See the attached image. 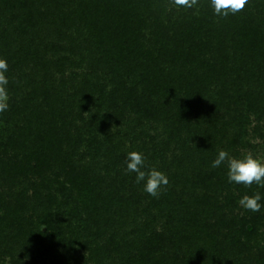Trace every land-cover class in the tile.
I'll return each instance as SVG.
<instances>
[{
	"label": "trees",
	"instance_id": "trees-1",
	"mask_svg": "<svg viewBox=\"0 0 264 264\" xmlns=\"http://www.w3.org/2000/svg\"><path fill=\"white\" fill-rule=\"evenodd\" d=\"M0 58L9 65L11 95L0 115L1 259L71 264L82 249L96 264L113 255V264H264V209L239 204L245 195H264V187L230 184L225 165L211 167L220 150L250 149V138L264 142V0H249L228 17L214 15L210 0L192 9L171 0H0ZM85 64L89 74L107 68L112 75L109 91L89 86L98 122L110 110L119 126L133 117V130L165 127L159 148L142 131L122 135L132 151L152 154L147 168L169 175L158 198L134 173H122V151L109 152L99 172L78 169L74 150L60 153L69 136L58 124L71 118L75 96L62 97L64 70ZM30 69L46 79L60 75L61 86H35ZM89 84L82 83V97ZM80 206L87 217L77 231L71 223ZM158 220L161 229L153 227Z\"/></svg>",
	"mask_w": 264,
	"mask_h": 264
},
{
	"label": "rangeland",
	"instance_id": "rangeland-1",
	"mask_svg": "<svg viewBox=\"0 0 264 264\" xmlns=\"http://www.w3.org/2000/svg\"><path fill=\"white\" fill-rule=\"evenodd\" d=\"M83 68L80 67H70L66 66V70H64V79L67 80V85H65V91L66 93L63 94V99H69V96L71 97L72 95L75 94L74 98L72 97L71 99H69V101H73L74 102L71 106L72 109H70L72 111V116L71 118L67 119L66 122L63 123H59L58 126L64 131V133L69 136L68 137V141L65 143V145H63L61 147V151L60 153L62 155L65 154H70L73 152V150L75 151V155L73 156V161L76 164V166L78 167V169L80 168H89V167H97V172H99L100 170V165L97 163H101L104 164L107 161V157H109V152L115 150V152H124L126 155L127 153L132 151V141L130 140V138H124L122 137L123 134H126L128 132H132L134 135L139 136V134H141V131L145 134V138L147 141L149 138V135H151L153 138H155V143L157 142V144L155 146H157L159 148V143L158 141L162 139L163 137V133H164V129L165 127L163 125H161L160 122H156L153 125L150 124H146V127L150 130H148L147 132L144 130H140L135 129L136 128L134 125H136V119H134L133 117L129 118L128 121V125H123V126H119L120 123L116 122V117L114 118H110L111 115V111L110 110H104L102 111L101 115L103 116L104 121L103 122H98L97 119H95L93 117V114H96L99 107L97 105V103H95L93 100V98H95V94L93 96V91H91L89 89V86H95L96 84L102 85L103 87L106 86V91H109V85L110 84V80L112 78V75H110L109 73V69L107 70V68L104 69V71L102 73H96V74H89L90 72L88 71V65L85 64L83 65ZM33 70V71H32ZM71 72H73L75 74V77L72 78ZM30 74H32V77L36 80L35 82V86H40L43 85L44 89L46 88L48 91L53 92V88H58V86L60 84L59 79L62 78L60 75H57L56 73H54V77H48L47 79L40 73L37 72L35 69H30ZM91 76V78H90ZM86 77V78H85ZM87 80L90 84L87 85V91L88 93H85V95L82 93L83 97L78 93L82 83ZM23 94L28 93L30 91V88H27V86L29 85L27 81L23 80ZM41 87V86H40ZM75 89V93L73 92V90ZM42 91V90H41ZM56 91V89L54 90ZM43 92V91H42ZM41 93H37L38 96L42 95ZM92 92V93H91ZM44 93V92H43ZM87 95V96H86ZM10 94H9V98H10ZM20 96V94H19ZM55 96V95H54ZM106 117V118H104ZM110 118V119H109ZM93 120V124L92 126H90V129H88L86 126V123L90 122ZM68 123V126H66V124ZM64 126V128H63ZM80 133V135L83 137V140L81 142H76V144L73 146V148H70V141H74V140H78L77 138V134ZM120 138V139H119ZM93 139L96 140L95 143H93ZM251 143L253 144V146L250 149H246L244 147L242 148H237V150H234V152H232L233 150L230 149H226L225 151L229 152V154L231 156L234 157L233 153H238L236 158H243L244 156L251 154L253 157L260 159L262 161H264V142L260 139V137H256V138H250ZM156 147V148H157ZM147 149H152V146H148ZM140 152V151H139ZM143 153V152H142ZM144 156L146 157V161L145 163L152 165V154L147 151V153H144ZM154 166L162 168V164L161 163H156L154 164ZM153 168V167H152ZM122 172V171H121ZM124 175L127 174L125 171L122 172ZM166 174V172H165ZM169 179V175L167 176ZM55 185H51L50 188H53V191L51 190L52 194H56L54 193L56 191V186ZM0 192H4L5 193V189L2 188V186L0 185ZM143 193V192H142ZM141 195L143 197H145V194ZM58 201L60 200V196L57 194L56 195ZM147 197V194H146ZM147 199V198H146ZM114 205V204H113ZM112 205V206H113ZM125 206V205H124ZM145 207V199L142 200V204L139 208V211L142 210ZM64 209V208H63ZM54 210V209H52ZM51 210V212H53ZM65 212L67 214V216H70V209L69 207L65 209ZM63 214V213H62ZM73 215H75V222H72V227H74L77 231L79 229H81V227L83 226L82 224H80V219H85L87 216L85 214V209L84 208H79V212L77 213H73ZM141 225H143L144 221L141 218L140 220ZM87 224L90 228V231L94 234L96 232V230L98 229L96 226H92L94 225L93 223V219L90 218V220H87ZM102 222V220H101ZM82 223V222H81ZM104 221L102 222V225L100 226V229L102 231H104V226L103 225ZM165 224L164 220H158V222H155V224H153V227H156V229H161L160 225ZM74 229V230H75ZM131 229L132 227H129L127 225H125L124 227V232L130 236H132L131 234ZM134 229V228H133ZM91 233V234H92ZM107 233H110V228L108 230ZM122 232H120L121 234ZM85 238V236H84ZM205 242V239H204ZM56 253H54V256H56L57 254H59L60 249H56ZM74 257H70L69 259V263L71 264H96L95 259H93V257L91 256V254L89 252H85L82 251V249H79L78 252L73 253ZM50 259H52L53 257L48 256ZM92 258V259H91ZM112 258L114 259V255L111 258L106 259L105 261H103L102 263L99 264H113ZM33 259V258H31ZM28 260L29 264H41V258H38L37 260L35 259L34 261L32 260ZM111 260V261H110ZM98 262V261H97ZM0 264H10L9 262V258L6 259H1L0 258Z\"/></svg>",
	"mask_w": 264,
	"mask_h": 264
},
{
	"label": "clouds",
	"instance_id": "clouds-1",
	"mask_svg": "<svg viewBox=\"0 0 264 264\" xmlns=\"http://www.w3.org/2000/svg\"><path fill=\"white\" fill-rule=\"evenodd\" d=\"M177 9H192L198 6L199 0H171ZM249 0H210V7L214 15L228 17L241 12ZM9 65L6 59L0 58V115L9 110ZM146 157L142 152L132 151L125 157V172L135 174V183L143 185V190L149 196L158 198L160 193L169 184L165 173L156 168H147ZM227 167V180L230 184L251 187H264V161L253 157L251 154L243 158H236L225 150H220L211 162L212 168ZM240 206L246 211L259 212L264 209V195L259 192L252 196H243L239 200Z\"/></svg>",
	"mask_w": 264,
	"mask_h": 264
}]
</instances>
